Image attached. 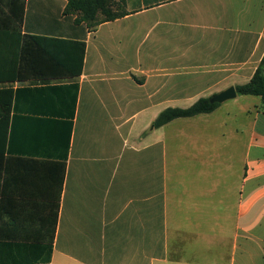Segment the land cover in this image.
Wrapping results in <instances>:
<instances>
[{
	"label": "crops",
	"instance_id": "obj_1",
	"mask_svg": "<svg viewBox=\"0 0 264 264\" xmlns=\"http://www.w3.org/2000/svg\"><path fill=\"white\" fill-rule=\"evenodd\" d=\"M8 3L0 264H264L261 97L154 127L250 82L264 0H113L126 15L91 29L64 14L68 0H26L19 55ZM32 35L84 43L81 75Z\"/></svg>",
	"mask_w": 264,
	"mask_h": 264
},
{
	"label": "trees",
	"instance_id": "obj_2",
	"mask_svg": "<svg viewBox=\"0 0 264 264\" xmlns=\"http://www.w3.org/2000/svg\"><path fill=\"white\" fill-rule=\"evenodd\" d=\"M9 7V15L3 19V27L9 28L12 20V31L18 32V55L20 53V31L24 23L26 0H7ZM124 1V0H120ZM112 0H68L65 15H76V23H85L88 27L94 28L101 22L115 20L123 17L124 12H116L112 9ZM30 38L45 53L48 54L51 61L58 67L63 68L74 78L81 75L83 71L85 44L82 42L63 40L58 38H50L45 36L32 35ZM16 63L14 64V66ZM14 68V67H13ZM13 69V71H15ZM15 73V72H13ZM15 74L0 76L2 81H14ZM238 95H252L261 97V105L264 109V56L258 66L255 74L250 82L236 87ZM15 92L11 86L0 88V185L3 171V159L5 152L9 148V130H10V112L14 101ZM219 106L218 103H211L210 99L203 98L196 102L193 106L182 108H169L163 111L154 122V127H161L175 119L189 118L200 114L211 113ZM8 260L9 252L0 251V258ZM32 261H26L22 264H30Z\"/></svg>",
	"mask_w": 264,
	"mask_h": 264
},
{
	"label": "water",
	"instance_id": "obj_3",
	"mask_svg": "<svg viewBox=\"0 0 264 264\" xmlns=\"http://www.w3.org/2000/svg\"><path fill=\"white\" fill-rule=\"evenodd\" d=\"M236 97H237V91L233 86H231L228 89L224 90L223 92H220V93L216 94L215 96H213L210 99V102L222 104V103H225L227 101L233 100Z\"/></svg>",
	"mask_w": 264,
	"mask_h": 264
},
{
	"label": "rangeland",
	"instance_id": "obj_4",
	"mask_svg": "<svg viewBox=\"0 0 264 264\" xmlns=\"http://www.w3.org/2000/svg\"><path fill=\"white\" fill-rule=\"evenodd\" d=\"M112 1H113V0H112ZM112 9H113L114 11L118 12L117 10H115V9L113 8V4H112Z\"/></svg>",
	"mask_w": 264,
	"mask_h": 264
}]
</instances>
